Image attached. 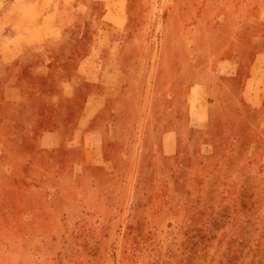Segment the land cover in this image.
I'll return each instance as SVG.
<instances>
[{
    "label": "rangeland",
    "instance_id": "obj_1",
    "mask_svg": "<svg viewBox=\"0 0 264 264\" xmlns=\"http://www.w3.org/2000/svg\"><path fill=\"white\" fill-rule=\"evenodd\" d=\"M257 84L264 0H0V264H264Z\"/></svg>",
    "mask_w": 264,
    "mask_h": 264
},
{
    "label": "crops",
    "instance_id": "obj_2",
    "mask_svg": "<svg viewBox=\"0 0 264 264\" xmlns=\"http://www.w3.org/2000/svg\"><path fill=\"white\" fill-rule=\"evenodd\" d=\"M36 29L39 30V25L36 27ZM27 43H29V42H27ZM27 45H29V44H27ZM260 70H262V69H261V67H260V65H259L258 70H256V72H257V71L260 72ZM249 71L251 72L252 69L250 68ZM258 78H260V77H258ZM259 83H261L260 79H259ZM253 92H254V95H253ZM260 93H261V94H264V85H258V84H257V85L254 87V90H250V91L248 92V100H249V101H256V96L260 95ZM252 99H253V100H252ZM258 101H259V100L257 99L256 102H258ZM167 120H169V118H167ZM170 134H171V133H170Z\"/></svg>",
    "mask_w": 264,
    "mask_h": 264
}]
</instances>
